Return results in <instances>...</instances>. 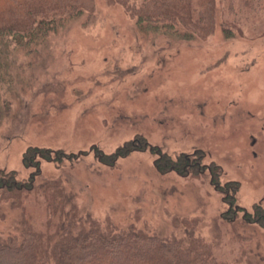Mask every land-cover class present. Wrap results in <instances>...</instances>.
<instances>
[{"label":"rangeland","instance_id":"1","mask_svg":"<svg viewBox=\"0 0 264 264\" xmlns=\"http://www.w3.org/2000/svg\"><path fill=\"white\" fill-rule=\"evenodd\" d=\"M94 5L95 18L66 20L36 50L0 40V171L23 180L30 147L61 151L76 159L43 161L38 181L61 178L81 211L177 237L194 218L219 260L264 264V229L225 220L209 175L161 174L153 150L203 151L223 184L239 183V206L264 207V0H217L215 31L192 40L141 29L110 0ZM142 140L151 148L113 165L96 157ZM0 203V236L22 216L44 229L41 194L20 209Z\"/></svg>","mask_w":264,"mask_h":264},{"label":"trees","instance_id":"2","mask_svg":"<svg viewBox=\"0 0 264 264\" xmlns=\"http://www.w3.org/2000/svg\"><path fill=\"white\" fill-rule=\"evenodd\" d=\"M110 1L123 6L141 29L154 33L178 34L187 40L206 39L217 25V0ZM84 14L96 17L94 0H0V40L34 50L66 20ZM142 141L119 148L112 156L96 152V157L113 165L133 151L151 148L146 140ZM153 150L154 166L161 174L176 172L192 178L209 175L210 184L228 204L222 214L225 220L234 222L241 216L246 224L264 229L263 205L256 203L251 211L239 206V183L223 184L220 167L204 162L203 151L172 156L159 148ZM70 158L76 159L61 151L30 147L23 165L34 170L26 179L19 180L16 171H0V202H10V207L20 209L26 194L36 192L45 198L47 213L44 229L35 228L22 216L13 234L0 236V264H229L217 258L212 242L196 234L197 219H182L186 225L183 237L163 236L133 224L121 227L81 211L77 194L61 178L38 181L43 161L63 164L74 160Z\"/></svg>","mask_w":264,"mask_h":264}]
</instances>
